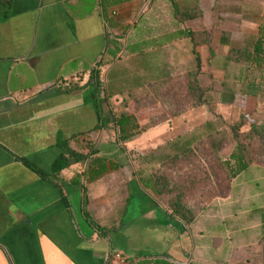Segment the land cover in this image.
Listing matches in <instances>:
<instances>
[{"label":"crops","instance_id":"1","mask_svg":"<svg viewBox=\"0 0 264 264\" xmlns=\"http://www.w3.org/2000/svg\"><path fill=\"white\" fill-rule=\"evenodd\" d=\"M262 26L264 0H0V264H224L221 234L207 236L200 215L182 223L135 174L140 156L171 154L160 145L207 121L204 106L120 144L109 123L95 128L94 80L109 108L128 99L133 112L130 93L193 70L196 57L200 82L221 78L230 49ZM225 97L259 99L238 87ZM160 111L135 115L143 125ZM78 134L108 168L95 180L90 160L51 171Z\"/></svg>","mask_w":264,"mask_h":264},{"label":"trees","instance_id":"2","mask_svg":"<svg viewBox=\"0 0 264 264\" xmlns=\"http://www.w3.org/2000/svg\"><path fill=\"white\" fill-rule=\"evenodd\" d=\"M193 35L194 33L190 32V36L193 37ZM226 60L235 63L246 62L243 64L244 67H241L242 72L240 74L242 73L243 76L245 70L250 68L259 70L264 74V27H260L258 36L253 39L249 46L231 48ZM199 73V59L196 57V67L193 70L158 81L152 84L148 91L130 93L129 99L134 103L133 112L126 110L128 99H122L117 104V112H113V109L109 108L107 104V94L98 87L97 79L94 80L97 117L95 128H104L109 123L115 129L117 142L123 144L151 127L180 116L191 109L207 105L206 88L199 84ZM235 78L236 81L239 80V77ZM258 88V81L251 79L239 89V94L257 96ZM155 104L160 107L161 111L150 116L145 124H139L135 113ZM250 117L246 113H241L239 122L230 126L231 139L234 145L224 159L220 157V153L223 151L225 139L215 140L210 132L205 133L200 139L182 140L183 137H176L168 143L167 149L171 151L169 155L164 153L140 156L142 166L136 169L135 174L138 176L142 187L155 196L171 215L185 225L191 224L206 203L189 201L188 195L192 191H186L184 183L170 179L159 166L164 162L176 164L177 159L190 168V178H185L191 181L194 180L197 173H202V178H207L208 173L215 175V172H220L222 174L221 180L227 188H230L233 180L247 172L252 166L264 167V121H255ZM202 124L213 129L211 128V121H205ZM64 142L66 144L72 143L74 148L66 149L57 155L51 165L52 173H59L77 162L86 160H90V166L85 173L88 180H95L106 173L108 168L102 162L101 157L96 156L98 149L94 140L86 139L83 134H78L69 139L68 142ZM159 156L164 157L159 158ZM20 162L40 177H46L44 172L26 160L20 159ZM109 168L112 169L113 166L111 165ZM260 224L261 232L257 240L260 244V262L264 264L263 215L260 218ZM237 264L249 263L239 262Z\"/></svg>","mask_w":264,"mask_h":264},{"label":"rangeland","instance_id":"3","mask_svg":"<svg viewBox=\"0 0 264 264\" xmlns=\"http://www.w3.org/2000/svg\"><path fill=\"white\" fill-rule=\"evenodd\" d=\"M243 64L246 62L235 63L231 60H225L223 67L226 71L221 78L207 74L201 77L200 82L199 73L198 81L202 87L206 88L208 100V104L203 105L205 109L201 115L207 117V121L212 122L211 128L213 129L199 124L192 126L190 134L186 131L185 134L178 137H183L182 140L200 139L205 133L210 132L215 140L224 138V148L220 153V157L224 159L234 145L231 139L230 126L239 122L241 113L248 114L252 120L264 121V104H262L264 102V74L259 70L250 68L245 70L243 76L242 73L240 74L242 72L241 67H244ZM207 65L208 69L211 67L218 68L219 63L216 64L212 60ZM236 71L239 72L238 81L234 76ZM251 79L258 81L257 97L259 99L246 102L245 98L240 97L239 102L229 104L230 100L225 97L226 91L236 87L241 89ZM197 108L189 111L197 116ZM112 109L113 112H117V107L112 106ZM115 142L118 143L117 140ZM169 142L160 145V148H167ZM163 157L159 156V158ZM159 168L167 173L170 179L184 183L186 191H192L188 195L189 201L206 203L203 210L198 214L200 215L198 223L201 228H206L207 236L214 233L221 234L218 236H221L222 243L225 245L224 256L227 255L224 257V264H237L239 262L261 264L260 244L257 239L261 232L260 218L262 215L264 216V167L252 166L247 172L234 179L230 188H227L221 180L222 174L220 172H215V175L208 173L207 178H202V173H197L193 181L186 179L185 177L190 178V168L177 159L176 164L164 162Z\"/></svg>","mask_w":264,"mask_h":264}]
</instances>
